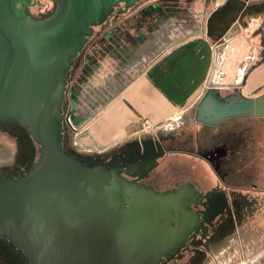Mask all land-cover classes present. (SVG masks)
Segmentation results:
<instances>
[{
    "label": "water",
    "instance_id": "water-1",
    "mask_svg": "<svg viewBox=\"0 0 264 264\" xmlns=\"http://www.w3.org/2000/svg\"><path fill=\"white\" fill-rule=\"evenodd\" d=\"M14 1L0 0V120L24 126L39 156L19 176L0 172V235L31 264H156L176 236L161 215L170 208L187 210L189 201L111 174L105 164L86 163L64 144L62 104L71 60L90 25L110 13L112 0H56L58 9L41 20L18 11ZM244 3H235L234 11ZM227 13L213 16L209 29L225 32L217 18ZM223 85L211 83L195 120L216 125L236 115L264 114V92L222 99L215 86ZM185 114L157 132L186 125ZM179 216L187 219L186 212ZM243 223L229 237L239 250L248 244ZM250 231L253 238L264 233Z\"/></svg>",
    "mask_w": 264,
    "mask_h": 264
},
{
    "label": "flooded vegetation",
    "instance_id": "flooded-vegetation-1",
    "mask_svg": "<svg viewBox=\"0 0 264 264\" xmlns=\"http://www.w3.org/2000/svg\"><path fill=\"white\" fill-rule=\"evenodd\" d=\"M224 1L112 0L110 13L90 25L92 32L71 60L62 104L64 130L90 118L139 73L154 71L162 59L195 40L200 41L195 50L197 60L207 69L204 87L209 89L211 83L224 82L223 86H215L222 99L238 93L246 96L263 93L258 91L264 88V80L251 88L248 76L254 75L256 68L264 71V0H243L239 13L234 12L235 0ZM14 2L18 11L36 20L47 18L58 9L56 0ZM226 12L227 15L217 18L222 24L229 17L225 32L210 30L208 21ZM240 27L249 32L240 37L241 32L244 34L239 32ZM241 38L244 44L238 43ZM211 42L215 43L214 48ZM216 67L223 72L222 80L214 78ZM221 87L229 92L222 93ZM195 114L192 129L191 125H184L175 131L157 132V128L141 131L125 148L108 152V157L85 155L83 160L93 165L105 164L111 174L117 173L134 184H145L160 192H175L181 200L189 201L187 210L170 208L161 215L159 221H170L176 236L156 264H209L211 251L224 253L231 246L232 260L238 259L235 264H264V253L255 259L253 256L256 245L264 246V233L259 243L248 240L246 250L237 249L229 238L246 218L260 211L251 203L250 189L246 188L244 195H236L231 191L239 187L228 180L242 152L241 143L246 140L237 129H223L227 136L211 146H203L200 143V136L206 135L203 127L214 125L195 120ZM205 168L214 177L208 186L200 180ZM262 200L258 204L262 205ZM184 212L186 220L179 216ZM223 235L228 237L223 240ZM217 262L227 264L222 259ZM0 264L31 263L8 237L0 235Z\"/></svg>",
    "mask_w": 264,
    "mask_h": 264
},
{
    "label": "crops",
    "instance_id": "crops-1",
    "mask_svg": "<svg viewBox=\"0 0 264 264\" xmlns=\"http://www.w3.org/2000/svg\"><path fill=\"white\" fill-rule=\"evenodd\" d=\"M207 42H209L208 38ZM211 44L213 48L216 46L214 42ZM199 45L200 41L195 40L187 46L178 48L173 54L162 59L154 71H143L130 80L89 120L83 122V128L77 129L79 146L91 151L108 149L113 152L123 149L133 136L146 131L142 127L145 118L150 119L159 127L168 120L186 113L187 108L190 109L196 105L205 91L207 73V69L197 60L199 55L195 50ZM248 79L251 88L263 82V80L256 81L255 74H250ZM223 129L231 131L237 128L234 123L230 122H227L221 129L203 127L206 135L200 136V143L208 147L222 140L227 136L222 131ZM253 136L255 137L254 147L252 146L251 149L256 154L255 145L260 139H256L255 134ZM243 157L249 163V153L248 155L242 154L240 158ZM261 161L264 162L263 158ZM233 167L228 180L239 188L231 192L244 195V192L247 193L245 189H250L253 196L251 203L256 209H260L255 213L262 217L260 221L264 220V176L259 174L260 178H254L246 167H242L239 172H234ZM200 180L208 186L213 183L214 177L210 170L206 169L202 172ZM259 199H263L262 205L258 204ZM256 203L260 205L258 208ZM261 230H264V225Z\"/></svg>",
    "mask_w": 264,
    "mask_h": 264
},
{
    "label": "rangeland",
    "instance_id": "rangeland-1",
    "mask_svg": "<svg viewBox=\"0 0 264 264\" xmlns=\"http://www.w3.org/2000/svg\"><path fill=\"white\" fill-rule=\"evenodd\" d=\"M221 1L223 2L224 0H220V2ZM235 1H236L235 3L238 2V0H235ZM246 1H249V0H246ZM251 1H254V0H251ZM230 5L232 6V4ZM240 31H244V34L242 32L239 34L240 37L242 35H245L247 32H249L246 27H240L239 32ZM243 40L244 39L241 38V41H239L238 43L241 44ZM233 46H236V44L234 43ZM209 54L211 55V52H209ZM210 55H209V58L212 59V56ZM253 71L255 73L256 81L259 82L261 80H264V71L259 72L257 68L253 69ZM137 73L138 72L134 73V75H131L129 80L135 77ZM207 90L208 88H206V91H204L203 95L207 92ZM220 90L222 91V93L229 92V89L226 87H221ZM262 91H264V88L259 89L258 92H262ZM198 103H196V105H194L190 109L187 108V111H186V113H188L187 114L188 118L186 121L188 123H186V125L187 126L191 125L190 129H192L194 125L192 124V120H194L193 119L194 114H195L194 112H195V108L197 107ZM64 107L66 108V105ZM90 118L84 121L78 122V124L75 125V128H71L67 126L66 129L64 130V144H65L66 149L69 152L74 153V155L80 159H85L84 158L85 155H88V156L97 155L103 159L106 156L107 157L109 156L108 152L110 151L108 149L103 150V151L87 150L79 146L78 141H77V136H78L77 129L79 130L80 128H83L84 126L83 122L89 120ZM189 122L191 123L189 124ZM227 122L234 123L235 127L238 129V134L242 135L245 138L246 141L243 143L244 146L241 143L242 145L241 153L246 154V155H248L249 153V157H250V159L248 160L249 161L248 163L245 161L244 157L240 158L242 154L239 155V157L236 158L235 164L233 165L234 166L233 171L239 172L242 170V167H246L251 173V175L254 176V178H260L259 174L264 176V162L261 161L262 158L264 160V114L236 115L234 117L232 116V117L225 118L224 121L220 123L218 126L214 125V126H209V127H214V129H218V128L221 129L224 125H226ZM252 133L256 135V139L257 138L260 139L259 142L255 145L256 147L255 150L257 152L256 154H254L253 150L251 149V147L254 145V140H255V137L253 136ZM213 144L215 143H212V145ZM38 156H39L38 144L34 141L29 131L24 126H22L19 122L15 120H0V172L6 175L19 176L25 173L31 167L32 163L38 158ZM257 206H260V205H257ZM261 218L262 217L258 216L257 213H254V214H251L250 217L245 219V222L243 223L244 224L243 227H244V230L246 231L245 234L247 235V238L249 241L255 240V243H259L260 237L253 238L254 235L251 234L250 230H252L253 228H258L260 230V228H262V226L264 225L263 224L264 220L260 221ZM262 235L263 234H261V236ZM229 243L231 244V242ZM231 247H227L224 253H220L219 251H216V249L211 251V254L209 256L210 259L208 263L211 261L209 264H219L217 262V259H222V261L226 262L227 264H231V263L235 264V262L238 259L236 261L232 260V258L234 259V256L232 255ZM262 251H264V246L256 245L253 252L256 253L257 255L258 253H261Z\"/></svg>",
    "mask_w": 264,
    "mask_h": 264
},
{
    "label": "built area",
    "instance_id": "built-area-1",
    "mask_svg": "<svg viewBox=\"0 0 264 264\" xmlns=\"http://www.w3.org/2000/svg\"><path fill=\"white\" fill-rule=\"evenodd\" d=\"M142 127H143V130H146V131H151V130H154L155 128H158L157 125L152 123L150 119L148 118L144 119V121L142 122Z\"/></svg>",
    "mask_w": 264,
    "mask_h": 264
},
{
    "label": "bare ground",
    "instance_id": "bare-ground-1",
    "mask_svg": "<svg viewBox=\"0 0 264 264\" xmlns=\"http://www.w3.org/2000/svg\"><path fill=\"white\" fill-rule=\"evenodd\" d=\"M236 13V11H234ZM229 15H233L232 13H230ZM229 18V17H228ZM228 18L226 19V22L222 23V28L224 29L226 26H227V21H228ZM223 73V72H222ZM214 75V78L218 79L219 80H222V74L220 73L219 69L217 68V72H216V75L213 73ZM221 82V81H220ZM175 131V130H174Z\"/></svg>",
    "mask_w": 264,
    "mask_h": 264
}]
</instances>
